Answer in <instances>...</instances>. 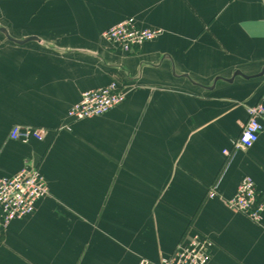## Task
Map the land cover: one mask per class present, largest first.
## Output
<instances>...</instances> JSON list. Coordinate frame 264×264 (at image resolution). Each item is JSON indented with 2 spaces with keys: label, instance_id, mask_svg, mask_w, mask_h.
<instances>
[{
  "label": "crops",
  "instance_id": "crops-1",
  "mask_svg": "<svg viewBox=\"0 0 264 264\" xmlns=\"http://www.w3.org/2000/svg\"><path fill=\"white\" fill-rule=\"evenodd\" d=\"M1 13L18 23L1 26L13 39L40 41L0 33V177L38 168L50 196L0 224V241L55 217L71 223L48 264L158 261L196 234L214 242L208 264H264V215L227 204L244 177L264 201V130L250 150L223 153L264 99V76L227 81L264 69V0H0ZM128 18L164 34L132 55L110 51L103 33ZM116 78L125 102L72 122L82 94ZM15 127L44 138L15 141Z\"/></svg>",
  "mask_w": 264,
  "mask_h": 264
},
{
  "label": "built area",
  "instance_id": "built-area-1",
  "mask_svg": "<svg viewBox=\"0 0 264 264\" xmlns=\"http://www.w3.org/2000/svg\"><path fill=\"white\" fill-rule=\"evenodd\" d=\"M164 31L157 28H142L134 18L106 30L102 38L110 51L125 55L135 54L145 44L163 36ZM127 98V90L119 79H113L107 86L84 92L79 103L68 113L72 122H80L102 117L120 106ZM264 130V99L248 109V120L231 150L223 153L227 158L238 151H248L258 142ZM15 141L28 143L31 139L43 140L44 133L32 128L15 127L11 133ZM216 187L210 189L208 198L216 197ZM50 196L47 181L38 168L25 167L17 174L0 177V224L7 227L16 220L33 215L38 203ZM255 181L244 177L236 193L227 202L235 212L261 223L264 215V201ZM214 242L206 235L196 234L182 240L174 253L158 261L142 258L139 264H208Z\"/></svg>",
  "mask_w": 264,
  "mask_h": 264
},
{
  "label": "rangeland",
  "instance_id": "rangeland-1",
  "mask_svg": "<svg viewBox=\"0 0 264 264\" xmlns=\"http://www.w3.org/2000/svg\"><path fill=\"white\" fill-rule=\"evenodd\" d=\"M7 20L1 13L0 28L1 26H5L6 24H18L16 20ZM24 24H32V22L28 21L24 22ZM11 31L16 34L17 29H15V27L13 26V29ZM1 36L2 35H0V37ZM121 180L125 179L121 178ZM64 209L65 208H63V206H59V213L66 212L63 211ZM52 219V221L49 219L46 220L47 222L45 221L43 224L44 227L36 229V231L40 233L34 234L32 227L28 228L30 229V231H26L25 233L21 234V236L9 239L8 241L4 236L0 241V243L3 245L0 246L3 252L2 253L0 251V264H37V260H39L38 258L40 256L41 261H43L40 262V264H48V261L46 260L49 259L50 256V245H63L65 243L64 234L60 236L58 231H62L64 233V230L69 228L71 223L70 220L65 221L64 219L55 217H53ZM55 232H57V237H55L54 235Z\"/></svg>",
  "mask_w": 264,
  "mask_h": 264
},
{
  "label": "water",
  "instance_id": "water-1",
  "mask_svg": "<svg viewBox=\"0 0 264 264\" xmlns=\"http://www.w3.org/2000/svg\"><path fill=\"white\" fill-rule=\"evenodd\" d=\"M0 33H2V34L7 38L8 41L13 42V43H15V44H19V45H24V44L29 43V42H32V41H37V42L40 41V40H39L38 38H36V37H30V38H27V39L24 40V41H17V40L13 39V38L10 36V34L8 33V31H7L5 28H0ZM238 76H241V77H243V78L246 79V80H251V79L260 78V77L264 76V69H263V71H262V73H261L260 75L255 76V77H247V76H244L241 72H237L231 80H227V81H228L229 83H233L234 80H235V78L238 77ZM216 81H218V80H216Z\"/></svg>",
  "mask_w": 264,
  "mask_h": 264
}]
</instances>
